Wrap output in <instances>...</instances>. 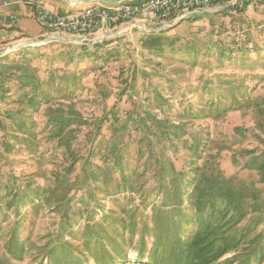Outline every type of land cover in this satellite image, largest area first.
<instances>
[{"label": "rangeland", "instance_id": "374dc122", "mask_svg": "<svg viewBox=\"0 0 264 264\" xmlns=\"http://www.w3.org/2000/svg\"><path fill=\"white\" fill-rule=\"evenodd\" d=\"M128 28L0 48V264H264V0Z\"/></svg>", "mask_w": 264, "mask_h": 264}, {"label": "built area", "instance_id": "2783aa9c", "mask_svg": "<svg viewBox=\"0 0 264 264\" xmlns=\"http://www.w3.org/2000/svg\"><path fill=\"white\" fill-rule=\"evenodd\" d=\"M251 2L253 0H121L112 7L100 3L96 7L65 15L57 14L37 0H0V7L10 3L32 7L37 22L52 39L55 38L53 34L62 32L78 36L84 42L98 43L105 40L114 27L125 26L129 27L127 31L151 33L166 24H177L211 9L240 12ZM10 18L16 19L13 16Z\"/></svg>", "mask_w": 264, "mask_h": 264}, {"label": "crops", "instance_id": "0c3cea01", "mask_svg": "<svg viewBox=\"0 0 264 264\" xmlns=\"http://www.w3.org/2000/svg\"><path fill=\"white\" fill-rule=\"evenodd\" d=\"M44 3L49 9L57 14L65 15L78 7H96L100 3L112 7L117 1L121 0H37ZM140 2L141 0H125ZM10 16L16 17L11 19ZM5 18H8L5 21ZM44 28L37 22L35 11L26 4L10 3L0 7V48L6 44L18 41L20 37L29 39L41 35Z\"/></svg>", "mask_w": 264, "mask_h": 264}, {"label": "trees", "instance_id": "16d2710c", "mask_svg": "<svg viewBox=\"0 0 264 264\" xmlns=\"http://www.w3.org/2000/svg\"><path fill=\"white\" fill-rule=\"evenodd\" d=\"M187 21V20H185ZM182 21V22H185ZM181 22V23H182ZM143 36H146V34H142ZM158 39L155 40V43L157 42ZM157 44V43H156ZM159 45H157L155 48L153 49H157ZM264 166V165H263ZM198 205L197 210L202 211V201L201 199H199L198 201ZM196 205V204H195ZM198 224H203V221H199ZM227 225V222L223 223L222 225H218L216 228L210 227V225H206L204 227H202L201 225L199 226V230L197 231L196 235V239L188 245V248L186 250V252L184 253L185 259L186 261L189 262V264H200L199 261L202 259V256L207 255V251H203L201 252V249L204 248L207 244H210L211 242L217 244L218 242H220V245L218 246V248H220V250H218L217 252L220 253L221 255H225L226 253L230 252L229 249H226L227 245H235V248L237 247V244H240L241 240H238V237H234V238H228L227 236L225 238H223V235L225 233V226ZM222 232L219 233V230L222 229ZM207 230V232H206ZM219 233V234H218ZM199 238V241H196ZM221 240V241H220ZM205 242L207 244H205ZM201 246L200 248V253L198 254V251H194L196 247ZM264 248H262V255L261 257H263L264 255ZM220 255V256H221ZM188 256V257H187ZM138 260H143L144 256L143 255H139ZM234 261V260H232ZM224 264H233L232 263H224Z\"/></svg>", "mask_w": 264, "mask_h": 264}]
</instances>
